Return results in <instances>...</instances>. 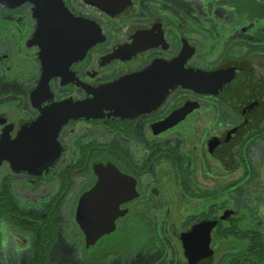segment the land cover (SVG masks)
<instances>
[{
    "label": "flooded vegetation",
    "instance_id": "flooded-vegetation-1",
    "mask_svg": "<svg viewBox=\"0 0 264 264\" xmlns=\"http://www.w3.org/2000/svg\"><path fill=\"white\" fill-rule=\"evenodd\" d=\"M56 2L0 7V264L256 259L264 40L218 0Z\"/></svg>",
    "mask_w": 264,
    "mask_h": 264
},
{
    "label": "rangeland",
    "instance_id": "rangeland-1",
    "mask_svg": "<svg viewBox=\"0 0 264 264\" xmlns=\"http://www.w3.org/2000/svg\"><path fill=\"white\" fill-rule=\"evenodd\" d=\"M213 1L217 3L216 0ZM218 2V6L225 9V11L221 8L219 9V19L222 20L221 22L227 29L229 27L231 29L235 28L226 32L228 35L232 32L226 38L228 41H235L239 38L247 41L251 38L250 40L253 42L264 40V0H218ZM243 27L246 28L245 31L248 36L245 37L244 35L240 36V33H233V30L240 31ZM261 230L264 240V229ZM14 260L17 264H26L22 257L6 256L3 258L4 264H11ZM227 260L224 264L230 263ZM230 264H264V260H257L252 255H249V257L236 256Z\"/></svg>",
    "mask_w": 264,
    "mask_h": 264
},
{
    "label": "trees",
    "instance_id": "trees-1",
    "mask_svg": "<svg viewBox=\"0 0 264 264\" xmlns=\"http://www.w3.org/2000/svg\"><path fill=\"white\" fill-rule=\"evenodd\" d=\"M3 211V208L0 207V213ZM252 252L257 260H264V244L259 240L258 235L256 234L253 238V243L249 249Z\"/></svg>",
    "mask_w": 264,
    "mask_h": 264
},
{
    "label": "water",
    "instance_id": "water-1",
    "mask_svg": "<svg viewBox=\"0 0 264 264\" xmlns=\"http://www.w3.org/2000/svg\"><path fill=\"white\" fill-rule=\"evenodd\" d=\"M38 1L40 2V0H0V7L2 6H12V5H16V3H23V2H32L35 6L38 5ZM54 1V4L56 5L57 2L56 0H51ZM41 2L43 4H46L49 2V0H41Z\"/></svg>",
    "mask_w": 264,
    "mask_h": 264
}]
</instances>
